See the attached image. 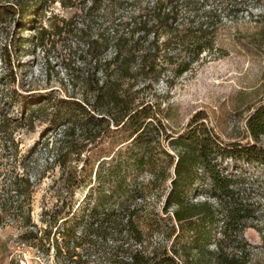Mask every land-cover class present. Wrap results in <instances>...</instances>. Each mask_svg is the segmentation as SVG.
<instances>
[{"label":"trees","instance_id":"trees-1","mask_svg":"<svg viewBox=\"0 0 264 264\" xmlns=\"http://www.w3.org/2000/svg\"><path fill=\"white\" fill-rule=\"evenodd\" d=\"M91 1L101 6L104 0ZM107 3L115 12L111 25L87 46L97 56L108 47L113 50L104 61L110 73L98 86L96 98L119 107L113 121L123 128L122 143L128 141L127 145L113 150L108 161H99L93 179L89 173L82 180L86 191L80 199L70 195L68 202L44 211L41 233L26 232L22 241L50 254L56 264H254L243 237L247 220L255 218L256 205L249 194L253 186L243 171L228 170L227 163L264 166V101L247 115L244 140L225 141L200 112L182 132H167L148 103L131 106L122 99L121 88L130 72H163L166 65H174L172 72L189 70L203 52L213 49L223 18L249 7L248 0ZM36 8L23 11L25 19L30 20ZM0 100V145L15 160V173L4 178L0 193V224L2 212L12 209L11 216L17 215L14 219L26 227L33 182L16 171V166L24 168L13 136L22 120L10 114L11 105L25 101L14 93ZM82 108L72 100H56L50 121L73 125L86 117ZM57 142L60 147L62 140ZM146 176L153 185L168 181L160 210L150 208L148 190L140 182ZM154 233L165 235L168 246H151Z\"/></svg>","mask_w":264,"mask_h":264},{"label":"rangeland","instance_id":"rangeland-1","mask_svg":"<svg viewBox=\"0 0 264 264\" xmlns=\"http://www.w3.org/2000/svg\"><path fill=\"white\" fill-rule=\"evenodd\" d=\"M248 4L223 18L213 49L203 52L186 72H172L174 65H166L163 72L133 68L121 80L122 99L131 106L148 103L167 132H182L192 115L200 112L223 140H244L247 115L264 101V0ZM34 7L35 15L25 19L24 12ZM114 15L107 0L101 6L91 0H0V98L9 100L14 93L25 101L11 105L10 114L22 120L13 136L24 168L16 166V171L33 182L30 226L24 227L20 216L15 220L12 209L2 212L0 264H56L50 254L23 242L21 235L41 233L42 213L68 202L70 195L80 199L86 191L82 180L89 173L93 179L98 162L108 161L113 150L127 145L128 141L122 143L123 128H116L113 121L119 107L96 98L98 86L110 73L104 61L113 50L108 47L97 56L87 46L97 32L106 34ZM60 99L80 104L86 117L73 125L52 123L53 104ZM161 142L166 146L165 140ZM9 152L0 145V193L4 178L15 173ZM227 167L243 171L253 186L249 194L256 205L255 218L247 220L243 237L252 262L264 264V166L230 161ZM72 176L79 177L75 185ZM147 179L140 182L148 190L150 208L160 210L168 181L153 185ZM149 241L151 246L170 242L161 233Z\"/></svg>","mask_w":264,"mask_h":264}]
</instances>
